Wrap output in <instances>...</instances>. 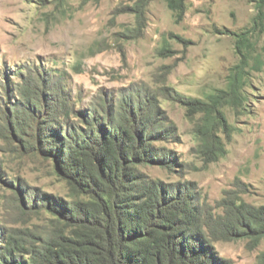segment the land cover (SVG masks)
I'll use <instances>...</instances> for the list:
<instances>
[{"label": "rangeland", "instance_id": "rangeland-1", "mask_svg": "<svg viewBox=\"0 0 264 264\" xmlns=\"http://www.w3.org/2000/svg\"><path fill=\"white\" fill-rule=\"evenodd\" d=\"M133 3L0 0V236L37 242L38 231L50 226L51 217L43 209L30 210L21 203H27L30 194L42 201L43 195L75 199L55 174L51 159L26 144L28 121L18 117V134L5 117H13L12 105L24 104L25 86L37 88L39 79L46 89L63 88L70 103L82 109L102 93L116 98L131 92L158 93L160 110L174 128L168 140L154 144L168 167L138 170L165 186L192 188L202 211L213 218L223 215L224 206L232 202L264 207V6L257 19L261 0H185L179 22L165 0H153L145 10L140 37H130L136 19L124 9ZM238 35H243L241 51H248L244 111L224 110L231 130L226 154L205 163L195 138L199 115L187 118L186 108L176 99L206 100L226 88L230 69L239 63ZM162 47L166 51L160 56ZM214 248L223 262L259 264L264 238L257 243L248 238L218 240Z\"/></svg>", "mask_w": 264, "mask_h": 264}, {"label": "trees", "instance_id": "trees-1", "mask_svg": "<svg viewBox=\"0 0 264 264\" xmlns=\"http://www.w3.org/2000/svg\"><path fill=\"white\" fill-rule=\"evenodd\" d=\"M151 1L134 0L124 8L136 19L130 37H140ZM165 2L181 21L185 0ZM263 6L261 0L258 20ZM242 36H236L239 63L230 69L225 89L206 100L176 99L186 108L187 118L199 115L195 138L205 163L226 154L231 130L224 110L244 111L248 51L240 49ZM165 51L160 48L158 55ZM36 82L37 88L26 85L21 93L24 104L12 105L13 117H5L18 134V117L28 121L26 144L51 159L55 174L75 199L43 195L42 201L34 194L27 196V203L21 199L30 210L43 209L51 217L50 226L38 231L37 242L1 234L0 264H231L217 257L215 241L248 238L257 243L264 238V207L232 202L224 206L223 215L213 218L202 211L192 188L168 187L138 170L147 165L168 167L154 144L168 140L174 128L168 127L160 110L158 93L131 92L118 98L102 93L82 109L70 103L63 88L46 89L40 79ZM258 263L264 264V252Z\"/></svg>", "mask_w": 264, "mask_h": 264}]
</instances>
